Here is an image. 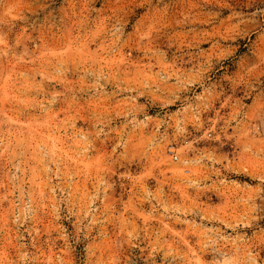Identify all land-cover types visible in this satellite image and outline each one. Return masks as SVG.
Returning <instances> with one entry per match:
<instances>
[{
  "label": "clouds",
  "instance_id": "clouds-1",
  "mask_svg": "<svg viewBox=\"0 0 264 264\" xmlns=\"http://www.w3.org/2000/svg\"><path fill=\"white\" fill-rule=\"evenodd\" d=\"M28 3L0 264H264V0Z\"/></svg>",
  "mask_w": 264,
  "mask_h": 264
},
{
  "label": "rangeland",
  "instance_id": "rangeland-1",
  "mask_svg": "<svg viewBox=\"0 0 264 264\" xmlns=\"http://www.w3.org/2000/svg\"><path fill=\"white\" fill-rule=\"evenodd\" d=\"M29 8L28 0H13L9 7L0 9V27L4 31H8L9 28L15 33V36H19L23 31V26L19 19V12ZM14 42V37L10 34L9 43ZM31 47V46H30ZM208 47V45H205ZM53 55L55 52L52 53ZM39 55L43 56L44 53L41 52ZM4 64L7 71L0 76V120H7L11 127L8 125H3V129L7 132H16L18 129L24 127L25 125H30V117L26 118L24 112L26 111L23 107V103L26 97L18 92L19 85L13 86V77L15 74V69L13 65L15 64L14 59H5ZM220 75H223L221 73ZM220 108V102L215 105ZM179 105L172 107L170 110L175 112ZM158 109H153L155 112ZM31 130V125H30ZM36 132L39 133L41 130L37 127Z\"/></svg>",
  "mask_w": 264,
  "mask_h": 264
}]
</instances>
